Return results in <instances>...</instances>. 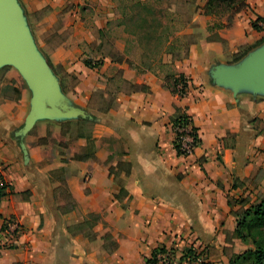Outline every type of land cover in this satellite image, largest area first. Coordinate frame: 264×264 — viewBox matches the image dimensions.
<instances>
[{"label":"crops","instance_id":"crops-1","mask_svg":"<svg viewBox=\"0 0 264 264\" xmlns=\"http://www.w3.org/2000/svg\"><path fill=\"white\" fill-rule=\"evenodd\" d=\"M121 1L17 0L64 113L42 98L33 119L23 72L0 65V173L20 194L0 199V264H151L161 245H200L205 261L231 264L250 247L234 232L236 212L264 195V89L217 70L264 46V23L253 26L264 0L214 30L204 0L182 56L144 65L126 51L129 34L101 41ZM180 75L185 96L171 91ZM182 114L200 139L189 156L174 145ZM9 218L20 225L12 233Z\"/></svg>","mask_w":264,"mask_h":264},{"label":"trees","instance_id":"trees-1","mask_svg":"<svg viewBox=\"0 0 264 264\" xmlns=\"http://www.w3.org/2000/svg\"><path fill=\"white\" fill-rule=\"evenodd\" d=\"M246 0H208L205 6V14L207 15H215L217 17L216 25L209 28V30H214L216 28H222L226 24L223 23V17H226L228 25L231 23L232 15L246 7ZM133 7H142L147 10L149 13L152 12V8L148 5V2L143 0H136L133 4ZM122 15L125 17H130L132 24L135 27V30L132 32H127L129 34V38L127 41L126 51L131 52V48L133 45L137 43V41H144L147 44H155L157 46H161L159 56L160 57L164 53H173L175 57H181L182 54L187 50L182 52V47L176 45V40L170 39L167 35L165 36V32L168 31L169 27L167 24H164L163 21L157 17L153 19L150 18L147 14L139 13L135 18L133 15H128L125 10ZM257 21H262L264 23V17L259 16L257 20L253 22V26L257 30L263 29ZM112 22L108 23V27ZM119 24H125L124 19L120 20ZM101 36L106 33V29L99 30ZM138 36V39L132 36ZM189 45V44H188ZM179 51L176 55L174 52ZM155 61V59H151L150 62ZM146 62H141L138 65H144ZM136 65L135 63H131V65ZM137 66V65H136ZM183 83V88L179 89L178 85ZM188 89V81L183 76L180 75L174 79L171 85V91L173 93L179 94L181 96H185ZM188 118H191L187 114H182L174 119V122L184 121L187 122ZM192 119V118H191ZM193 130L198 135V130L193 124ZM200 142V139H199ZM175 148H178L179 144L177 140L174 141ZM10 194V196H19V193H15L13 190V186L10 185L4 175L0 173V199L5 195ZM24 197L30 194L29 191H25L23 193ZM237 215V228L234 232L235 236L242 239L245 243H247L250 247L246 249L243 253L237 254L231 259V264H264V198L257 204H251L248 207L242 208L238 212ZM188 251H184L183 255L186 257H190L192 260H196L201 255L197 253L195 249L189 247ZM167 249L166 246L161 245L157 249H155L153 256L149 259V263L151 264H159L158 262V253H163ZM194 258V259H193ZM195 264H211L205 260L197 261Z\"/></svg>","mask_w":264,"mask_h":264},{"label":"water","instance_id":"water-1","mask_svg":"<svg viewBox=\"0 0 264 264\" xmlns=\"http://www.w3.org/2000/svg\"><path fill=\"white\" fill-rule=\"evenodd\" d=\"M12 63L20 68L33 90L32 116L42 98L55 110L64 113L59 91L47 64L37 53L24 13L17 0H0V65ZM218 76L239 86L245 80L259 81L264 89V46L235 70H217ZM65 112L68 113V110Z\"/></svg>","mask_w":264,"mask_h":264},{"label":"rangeland","instance_id":"rangeland-1","mask_svg":"<svg viewBox=\"0 0 264 264\" xmlns=\"http://www.w3.org/2000/svg\"><path fill=\"white\" fill-rule=\"evenodd\" d=\"M148 2V5L152 8V12L149 13L142 7H133L136 0H122L120 4V17L112 21L110 27L106 29V33L101 36V41L105 46H108L107 41L110 39L118 38L127 32H132L135 30L130 17H125L122 13L126 10L128 15H133L135 18L139 13L147 14L150 18L157 17L163 21L164 24L168 25V31L165 32L170 39L176 40V45L182 47V52L186 50L188 44L196 39L199 35V30L203 23L197 17L200 9H203L201 2L204 0H143ZM214 18V19H213ZM124 19L125 24H119L120 20ZM226 19V17H223ZM217 18L213 17L206 21V28L216 25ZM128 34V33H127ZM138 39V36H132ZM161 46L155 44H147L144 41H137L135 45L131 48V57L134 59L135 63L150 62L151 59H158ZM179 51L174 53L177 55ZM4 70V69H3ZM2 70V71H3ZM5 72V71H4ZM264 198V195L259 197L254 204L259 203ZM190 247V246H189ZM183 250L188 251L190 248ZM179 249L177 250V256L183 253ZM185 255V254H184ZM182 256L181 260L186 259V256ZM234 257V256H233Z\"/></svg>","mask_w":264,"mask_h":264},{"label":"built area","instance_id":"built-area-1","mask_svg":"<svg viewBox=\"0 0 264 264\" xmlns=\"http://www.w3.org/2000/svg\"><path fill=\"white\" fill-rule=\"evenodd\" d=\"M179 89L183 88V83H180L178 85ZM172 129L175 133V139L177 140V143L179 144L178 148H176L177 152L182 156H189L193 154L196 146L199 144V136L193 130V121L191 118H188L187 122L180 121V122H172L171 123ZM20 228V225L17 221L9 218L5 219L3 222V229L7 231V233H12L15 230H18ZM14 244L15 241L13 240V237H11L7 244ZM199 248L201 247L198 245ZM198 246L192 245L191 247L197 251L201 256L198 257L196 260L190 259V257L184 258L183 261L181 260V257L183 256V253L179 256H177V250L174 248H167L165 252L158 253V262L159 264H195L197 261L205 260L204 256L200 252ZM194 259V258H193Z\"/></svg>","mask_w":264,"mask_h":264}]
</instances>
